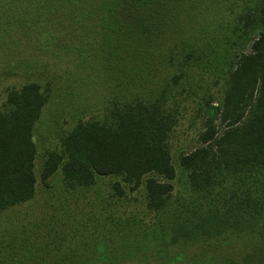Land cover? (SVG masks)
<instances>
[{"label":"trees","instance_id":"16d2710c","mask_svg":"<svg viewBox=\"0 0 264 264\" xmlns=\"http://www.w3.org/2000/svg\"><path fill=\"white\" fill-rule=\"evenodd\" d=\"M242 8L264 25V0H0V15H15L18 28H39L42 43L76 51L97 73L122 80L117 84L123 100L113 120L77 121L61 138L62 152H46L40 180L58 166L67 187L108 175L138 186L144 177L145 207L161 213H155L161 229L165 219L175 230L173 242L191 239L198 248L194 258L186 253L175 264H264V33L234 62L226 64L225 49L214 50L241 23L247 25L240 22ZM199 34L215 39L200 41ZM212 59L221 62L220 75L211 69ZM198 72H210L211 86L220 81L216 93L188 74ZM192 87L204 89L194 107L202 120L199 145L183 152L179 164L195 198L205 192L211 205L195 201L183 209L169 201L174 169L167 139ZM46 98L29 82L9 90L0 105V210L34 194L32 129ZM110 187L122 194L118 181ZM127 238L98 236L86 252L63 251L58 264H121ZM96 247L108 249L107 259L90 254ZM151 253L155 260L147 264H165L158 249ZM27 254L33 264L47 260L42 252Z\"/></svg>","mask_w":264,"mask_h":264},{"label":"rangeland","instance_id":"374dc122","mask_svg":"<svg viewBox=\"0 0 264 264\" xmlns=\"http://www.w3.org/2000/svg\"><path fill=\"white\" fill-rule=\"evenodd\" d=\"M250 11L241 9L240 22L246 20L247 25L241 23L234 33L224 36L223 45L219 44L214 49L226 50V64L234 62L240 54L249 52L254 38L264 33V25L258 24ZM15 17L0 15V105L9 90L18 89L29 82L36 83L47 98L32 129L35 147L34 194L27 201L0 210V264H33L35 259H30L28 252L30 255L42 252V256L47 258L38 264H58L61 263L59 259L63 251L72 254L78 248L86 252L85 247L93 244L98 236L108 234H128L127 239H131L121 249V253H124L121 255H125L121 264H147L155 260L151 253L155 248L165 258V264L178 263L177 258L180 259L186 253L194 258V250L198 248L190 246L188 242L191 239L173 242L175 230L172 232L168 229L170 223L162 220V230L155 217V213H161H153V210L145 207L144 177L138 186L128 185L120 177L108 175L95 176L93 183L88 186L67 187L63 184L58 166L44 182L40 180L46 152L54 150L61 153V138L77 121L113 120L111 115L123 100L122 86L117 84L122 80L110 73H97L94 64L80 60L76 51H55L54 47L42 43L44 37L39 28L37 32L18 28L19 22H16ZM198 37L200 41L215 39L203 34ZM185 38L194 39L189 34ZM220 63L212 59L211 69L216 70L217 67L219 72ZM209 73L188 74L201 84L211 86ZM158 75L161 76L162 71ZM218 88L220 81L212 85L209 91L216 93ZM192 90L194 92L189 89L184 92L183 97L186 99L183 98L180 103L177 123L167 139L170 163L174 169V176L168 181L171 184L169 201H178L183 209L195 205L189 204L195 201L200 207L211 205L206 201L207 196H202L205 192L195 198L188 185L187 172L179 164L183 152L199 145L196 137L202 120L198 118L194 107L196 95L200 96L198 90L202 92L204 89L192 87ZM216 124L218 130L222 129V124ZM114 181L119 182L121 195L111 190ZM219 207L223 209L221 205ZM114 238L113 245L119 247L116 242L120 238ZM209 239L212 241L214 237ZM90 254H96V259H107L108 249L96 247ZM93 264L106 263L96 261Z\"/></svg>","mask_w":264,"mask_h":264}]
</instances>
